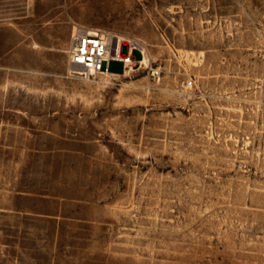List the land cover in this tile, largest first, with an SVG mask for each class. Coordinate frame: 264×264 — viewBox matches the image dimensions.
I'll return each instance as SVG.
<instances>
[{
	"label": "rangeland",
	"instance_id": "obj_1",
	"mask_svg": "<svg viewBox=\"0 0 264 264\" xmlns=\"http://www.w3.org/2000/svg\"><path fill=\"white\" fill-rule=\"evenodd\" d=\"M0 264H264V0H0Z\"/></svg>",
	"mask_w": 264,
	"mask_h": 264
},
{
	"label": "built area",
	"instance_id": "obj_2",
	"mask_svg": "<svg viewBox=\"0 0 264 264\" xmlns=\"http://www.w3.org/2000/svg\"><path fill=\"white\" fill-rule=\"evenodd\" d=\"M123 46H120L118 40L108 33L99 30L90 31L77 26L70 37L69 64L87 76L100 73L114 75L108 71L110 62L121 63L123 73L126 70H133L136 66L133 50L128 47L126 54L122 55ZM191 83L189 81V85Z\"/></svg>",
	"mask_w": 264,
	"mask_h": 264
},
{
	"label": "bare ground",
	"instance_id": "obj_3",
	"mask_svg": "<svg viewBox=\"0 0 264 264\" xmlns=\"http://www.w3.org/2000/svg\"><path fill=\"white\" fill-rule=\"evenodd\" d=\"M116 39L118 40L120 46H123V44H128L130 46L129 47L130 50L136 49V50L143 51L137 43H135L131 40L124 39V38H116ZM143 55H144L143 60L140 61V65L141 66H147L148 59H147L145 52H143ZM126 71H131V70H126ZM100 74H103V73H100ZM104 75H110V74H104ZM113 76H115V75H113Z\"/></svg>",
	"mask_w": 264,
	"mask_h": 264
},
{
	"label": "crops",
	"instance_id": "obj_4",
	"mask_svg": "<svg viewBox=\"0 0 264 264\" xmlns=\"http://www.w3.org/2000/svg\"><path fill=\"white\" fill-rule=\"evenodd\" d=\"M134 50V49H133ZM111 74H114L115 76H119L121 75L123 72H120V73H115V72H110Z\"/></svg>",
	"mask_w": 264,
	"mask_h": 264
}]
</instances>
